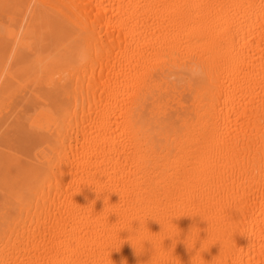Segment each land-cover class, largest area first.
Masks as SVG:
<instances>
[{
    "label": "bare ground",
    "instance_id": "bare-ground-1",
    "mask_svg": "<svg viewBox=\"0 0 264 264\" xmlns=\"http://www.w3.org/2000/svg\"><path fill=\"white\" fill-rule=\"evenodd\" d=\"M0 24L28 152L0 161V264H264V0H0Z\"/></svg>",
    "mask_w": 264,
    "mask_h": 264
},
{
    "label": "rangeland",
    "instance_id": "rangeland-1",
    "mask_svg": "<svg viewBox=\"0 0 264 264\" xmlns=\"http://www.w3.org/2000/svg\"><path fill=\"white\" fill-rule=\"evenodd\" d=\"M5 29H6V26L4 24H0V35H3L5 33V31H6ZM3 61L4 60H2L0 58V71L3 68V64H5V63H3ZM3 70H4V68H3ZM42 92H45V91L42 90ZM3 134H4V129L1 127L0 128V161L1 160H4V161L5 160H11L14 151L17 152L18 155H24V154L28 153L27 151L24 150V142L20 138H18L16 143L14 144L11 135H7L8 137L11 138V142H9V140L8 139L6 140V136H4ZM22 135L25 136L24 132H22ZM15 136L21 137L19 134H15ZM2 172H3V170L0 169V177H1Z\"/></svg>",
    "mask_w": 264,
    "mask_h": 264
}]
</instances>
